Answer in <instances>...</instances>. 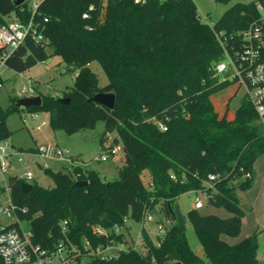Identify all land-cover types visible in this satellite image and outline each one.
Listing matches in <instances>:
<instances>
[{
	"label": "trees",
	"instance_id": "16d2710c",
	"mask_svg": "<svg viewBox=\"0 0 264 264\" xmlns=\"http://www.w3.org/2000/svg\"><path fill=\"white\" fill-rule=\"evenodd\" d=\"M231 1L216 0L225 5ZM258 4L264 0L236 3L212 30L200 21L194 0L41 3L34 22L43 41L36 44L28 38L7 58L6 67L21 74L56 56L77 76L59 96L39 93L41 105L28 110L48 114L53 131L70 134L93 130L103 122L101 149L108 135L116 134L114 143H121L124 159L111 181L87 169L85 174L80 169L45 170L53 179L52 188L10 176L11 200L37 244L48 250L62 243L73 245L78 251L74 264H264L257 257L256 237L236 245L222 239L241 231L245 213L237 191L251 185L254 165L264 155L263 124L245 97L233 120L221 117L212 102L233 84L215 77V65L226 58L216 35L229 54L241 50V33L257 22ZM12 14L24 23L31 18L26 5L0 0V27ZM96 61L108 78L105 87L90 69ZM98 93L115 95L113 110L89 101ZM62 98L69 104H61ZM18 100L12 99L9 112L21 110ZM8 113L0 111V143L11 135L5 124ZM155 120L167 130L161 131ZM77 181L88 185L75 187ZM24 183L32 188L24 191ZM189 192L205 194L209 205L231 215L223 219L196 209L188 212L204 258L193 252L186 227L178 225L173 214L178 199ZM157 209L170 225L156 242L143 227L142 251H122L112 260L92 254L112 243L130 248L134 242L125 220L142 223ZM97 227L107 234H95ZM86 242L91 248H84Z\"/></svg>",
	"mask_w": 264,
	"mask_h": 264
},
{
	"label": "rangeland",
	"instance_id": "374dc122",
	"mask_svg": "<svg viewBox=\"0 0 264 264\" xmlns=\"http://www.w3.org/2000/svg\"><path fill=\"white\" fill-rule=\"evenodd\" d=\"M257 0H232L228 5L216 2V0H194L197 6V13L200 21L206 24V19L216 23L221 16L236 3H250ZM7 21L10 18H5ZM51 54V51H48ZM90 69L97 75L99 79V86L105 87L108 85V78L105 75L99 62H93ZM77 72H67L66 65L61 58L51 56L46 62L39 63L35 67L29 69L25 73H16L10 69L4 68L1 70V88H0V111L8 113L13 102L12 99H20V92L22 89L35 88L37 91L33 95H25L24 97H36L39 93L44 95L59 96L67 88L72 87L75 83ZM217 82H221V78L217 77ZM244 97L243 88L237 92V86L231 84L226 90L214 95L212 97L215 107L220 113L228 110V114L235 113L240 106L242 98ZM228 102V104H227ZM28 109L21 108L20 111L9 112L5 119V124L11 132L9 139L4 142L8 143V162L10 168L7 174L2 178L0 176V207L8 203L7 182L10 176H17L23 178L27 170L33 174V181L36 180L39 185L44 188L54 187L53 179L42 168L45 163L36 153L29 150H37L40 147L48 144L57 145L60 148L70 151V153L82 159L84 163H88L87 170H95L99 172L100 176L111 181L118 177V169L123 165L124 155L122 152L104 162L93 161L95 157L100 154L101 146L100 139L104 133L105 125L103 122H98L95 129L79 132L67 133L65 131H53L49 125V115L43 112L38 113V118L32 117ZM24 118L27 123L23 122ZM161 121V119H159ZM158 120V121H159ZM43 122L46 126L41 130H37ZM261 131L264 133V120L262 121ZM116 134H109L104 144V150L110 149L112 146H121V143L115 145L114 139ZM26 162V166H24ZM262 162V161H260ZM53 172L68 171L62 165L49 162ZM237 196L240 200L241 208L245 213L241 231L238 236H223V240L230 245L241 243L247 238L256 237L258 243L257 257L261 263H264V163L262 162L258 173L254 177L251 185L244 189L238 190ZM200 200L203 208L200 210L203 214H214L223 219L231 217L229 213L222 209H216L208 204L207 196L203 193L189 192L182 195L178 199L182 215L186 219V236L193 252L201 257H205L204 249L198 239V236L188 221L187 214L194 209L196 200ZM152 221H146L143 225L141 222L127 218L126 224L130 228L129 240L141 246L142 228L144 227L150 238L156 242L159 231L157 229L159 224L164 228H169V223L157 209L155 212L149 214ZM10 220L0 212V223L6 224ZM25 227H28L25 224ZM141 250V248H138Z\"/></svg>",
	"mask_w": 264,
	"mask_h": 264
},
{
	"label": "built area",
	"instance_id": "2783aa9c",
	"mask_svg": "<svg viewBox=\"0 0 264 264\" xmlns=\"http://www.w3.org/2000/svg\"><path fill=\"white\" fill-rule=\"evenodd\" d=\"M15 1V0H14ZM44 0H24L21 5H26L31 13V18L27 23L21 22L19 16L12 14L10 20L0 27V78L1 70L6 67L7 58L19 48L28 38L33 40L36 44L43 41V35L40 32L39 25L35 24L34 18L38 12L41 3ZM164 1V0H161ZM147 0H134L135 4L144 5ZM259 18L248 30L241 33V40L243 42L241 50H236L234 55L226 51L225 43L221 42L220 35H216L221 46L225 51L226 58L223 62L215 65V77L221 78V82H231L237 86V92L243 88L244 97L253 106L261 121L264 120V4H258ZM87 17V15H84ZM206 25L212 30L214 23L206 19ZM1 88V85H0ZM35 88L22 89L20 96L35 94ZM38 118V114L32 115ZM23 122L26 124L27 119ZM161 131H166V126L155 120ZM46 126L43 122L37 130H41ZM8 143L0 145V176L3 178L8 173L10 163L8 162ZM119 152H122V147L114 146L112 149H101L100 154L94 158L93 161L104 162L110 158L116 157ZM36 154L44 160L42 168L44 170L51 169L49 162L62 165L68 173L75 169H80L85 174L88 163H84L81 159L73 156L70 151L60 148L57 145L48 144L37 149ZM26 166V162L23 163ZM249 177V175H247ZM214 180V176L209 177ZM27 182L33 181V174L27 170L23 175ZM8 203L0 207V212L7 217L10 222L6 224L0 223V259L3 264H74L78 251L73 245L60 244L54 250H48L34 241L33 234L29 224L22 221L18 216L17 209L13 204L10 193L7 187ZM203 204L200 200H196L194 209L201 210ZM146 221H152V217L148 215L143 220V225ZM127 222V220H125ZM169 223V222H168ZM25 224L28 227H25ZM66 225V222H65ZM159 236H163L167 229L159 224L157 227ZM119 230L116 229V232ZM63 234L66 233V228H63ZM94 233L99 235H106V231L99 227L94 228ZM141 237V246L132 243L130 248L124 245H117L112 243L106 247H99L92 252L93 255L100 257L102 260H112L117 258L122 251H142L143 243ZM141 248L139 250L138 248ZM85 249L91 248V245L86 242Z\"/></svg>",
	"mask_w": 264,
	"mask_h": 264
},
{
	"label": "water",
	"instance_id": "95a60500",
	"mask_svg": "<svg viewBox=\"0 0 264 264\" xmlns=\"http://www.w3.org/2000/svg\"><path fill=\"white\" fill-rule=\"evenodd\" d=\"M24 0H15V5L20 6ZM90 102L96 103L100 106H103L107 109L113 110L115 106V95L112 93H98L93 98L89 100ZM61 104L68 105L69 99L62 98L59 100ZM42 103L41 97L38 95L32 98H20L16 104L17 108L28 109L30 107L40 106ZM88 185L87 181H77L75 187L82 188ZM24 191H28L32 188L31 184L24 183L22 185ZM174 217L180 226L186 225V219L182 215L179 205H175L173 209ZM175 264H181L176 262Z\"/></svg>",
	"mask_w": 264,
	"mask_h": 264
},
{
	"label": "crops",
	"instance_id": "0c3cea01",
	"mask_svg": "<svg viewBox=\"0 0 264 264\" xmlns=\"http://www.w3.org/2000/svg\"><path fill=\"white\" fill-rule=\"evenodd\" d=\"M212 102H213V100H212ZM213 104H214V103H213ZM227 104H228V102H227ZM214 107H215V104H214ZM215 110L217 111V113H219V115H220L221 117L226 116L229 120H233L234 117H235V113L232 114V115H229L227 109H225L224 112H222V113H220L216 107H215ZM78 158H79V157H78ZM79 159H81V158H79ZM81 160H82V159H81ZM260 161H262V162L264 163V155H262L260 158H258V160L256 161V163H255V165H254V177H255L256 174L258 173V169H259V167H260V165H261V163H262V162H260ZM115 178H116V177H115Z\"/></svg>",
	"mask_w": 264,
	"mask_h": 264
}]
</instances>
